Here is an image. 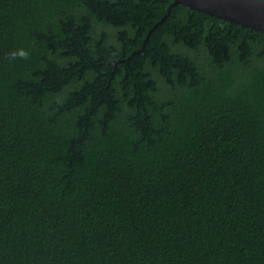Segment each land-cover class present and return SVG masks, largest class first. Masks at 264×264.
I'll return each instance as SVG.
<instances>
[{"label":"trees","instance_id":"obj_1","mask_svg":"<svg viewBox=\"0 0 264 264\" xmlns=\"http://www.w3.org/2000/svg\"><path fill=\"white\" fill-rule=\"evenodd\" d=\"M171 3L0 0V264H264V33Z\"/></svg>","mask_w":264,"mask_h":264},{"label":"water","instance_id":"obj_2","mask_svg":"<svg viewBox=\"0 0 264 264\" xmlns=\"http://www.w3.org/2000/svg\"><path fill=\"white\" fill-rule=\"evenodd\" d=\"M176 4L183 5L192 11L264 33L263 0H172L169 8ZM169 8L165 14H167ZM163 18L164 16L150 30L154 29Z\"/></svg>","mask_w":264,"mask_h":264},{"label":"clouds","instance_id":"obj_3","mask_svg":"<svg viewBox=\"0 0 264 264\" xmlns=\"http://www.w3.org/2000/svg\"><path fill=\"white\" fill-rule=\"evenodd\" d=\"M29 56H30V53L28 51L24 50L23 48H20V49L10 52L7 58L9 60H16V59L27 60L29 59Z\"/></svg>","mask_w":264,"mask_h":264}]
</instances>
